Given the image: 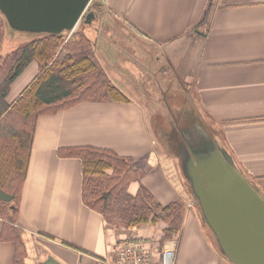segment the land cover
<instances>
[{
	"label": "crops",
	"instance_id": "0c3cea01",
	"mask_svg": "<svg viewBox=\"0 0 264 264\" xmlns=\"http://www.w3.org/2000/svg\"><path fill=\"white\" fill-rule=\"evenodd\" d=\"M100 7L127 23L142 46L134 45L131 60L124 52L131 42L111 35L124 28L95 30L100 63L128 99L83 101L39 117L18 219L26 264L50 256L65 264H107L126 242L163 248L157 238L163 217L117 228L84 203L82 160L58 153L79 145L130 156L144 171L131 193L144 185L164 204L185 201L182 232L168 241L175 264H235L205 223L182 162L189 145L213 137L264 196V0H104ZM39 70L33 61L14 81L10 103ZM150 74L155 84L147 92L141 83ZM3 226L0 217V264H15L16 243L1 239Z\"/></svg>",
	"mask_w": 264,
	"mask_h": 264
},
{
	"label": "trees",
	"instance_id": "16d2710c",
	"mask_svg": "<svg viewBox=\"0 0 264 264\" xmlns=\"http://www.w3.org/2000/svg\"><path fill=\"white\" fill-rule=\"evenodd\" d=\"M100 3L94 0L89 9L97 13ZM1 50L0 43V187L15 194L10 201L0 198V217L4 220L1 239L14 240L15 264H26L18 219L39 117L83 101L128 98L112 83L96 54L94 40L81 29L71 36H36L6 55ZM33 61L38 62L39 73L10 103L7 96L12 84ZM58 153L82 160L83 201L102 214L108 224L131 228L156 223L163 217L166 225L157 237L160 245L181 234L185 201L177 199L164 204L144 185L131 193V182L140 180L144 171L134 166L130 156L91 145L63 147Z\"/></svg>",
	"mask_w": 264,
	"mask_h": 264
},
{
	"label": "water",
	"instance_id": "95a60500",
	"mask_svg": "<svg viewBox=\"0 0 264 264\" xmlns=\"http://www.w3.org/2000/svg\"><path fill=\"white\" fill-rule=\"evenodd\" d=\"M93 1L0 0V12L14 29L34 36L69 34L84 17H96L89 10ZM193 143L198 146L189 145L190 157L182 164L205 223L233 263L264 264V196L213 137ZM14 197L0 187L1 199ZM37 264L65 263L50 256Z\"/></svg>",
	"mask_w": 264,
	"mask_h": 264
},
{
	"label": "rangeland",
	"instance_id": "374dc122",
	"mask_svg": "<svg viewBox=\"0 0 264 264\" xmlns=\"http://www.w3.org/2000/svg\"><path fill=\"white\" fill-rule=\"evenodd\" d=\"M89 10H91V9H89ZM97 10H98V12L97 13L95 12V14H96L95 18H92V20L89 22H87L85 19H82L80 21V23L78 24L76 29H81L84 32H86L90 37H92L94 39V41L96 43V39L98 36L96 34V31H95L96 28H104V30H109L110 28H124L122 33L114 34V32H112L111 35L113 37L114 36L124 37L126 39L125 43L131 42L130 45L133 44V45H131V47L129 45L126 48H124V52L126 53V55L129 54L128 56L130 57L131 60L132 59L134 60V57L135 58L137 57L136 54L134 53V51H135L134 45H135V47H137L138 50L139 49L141 50L142 46H141L139 40H137L136 38H133L134 33H131L125 29V28H128L127 23H125L122 19L115 17L114 15L105 13V10H102V9L101 10L97 9ZM0 14H2V13L0 12ZM0 16H2L1 19L3 21V23H2L3 48L1 50L2 51L1 53L3 55H6L8 52L12 51L14 48L18 47L19 45H21L27 41H29L30 39L36 37V36H34L35 34L28 33L27 31H19L17 29H14V27H12L9 24V22L7 21V19L4 15H0ZM106 33H107V31H106ZM147 50H151V48L148 47ZM140 57H142V56L140 55ZM124 58H125V60L129 59V58L125 57V55H124ZM153 79H154V77L151 76V74H150L147 78L144 79L143 83H141V85L144 86L143 88L147 92H150L152 90L151 88H153V85L155 84V83H153ZM172 80L173 79L170 78V81H171L170 84H174L173 87L176 90H178L179 87L177 86L176 81L173 82ZM166 81L167 80H165L164 82H166ZM176 90L171 89V91H176ZM139 98L144 100V101L146 99V97H144V98L139 97ZM191 98H192V96H191ZM158 106L159 105H155V107H158ZM169 240L170 239L164 240L162 246L165 247V245H167V243H170V242H168Z\"/></svg>",
	"mask_w": 264,
	"mask_h": 264
},
{
	"label": "built area",
	"instance_id": "2783aa9c",
	"mask_svg": "<svg viewBox=\"0 0 264 264\" xmlns=\"http://www.w3.org/2000/svg\"><path fill=\"white\" fill-rule=\"evenodd\" d=\"M153 249L146 248L138 241L126 242L119 247L114 260L109 258L105 261L107 264H175L176 249L172 245L167 243L156 252Z\"/></svg>",
	"mask_w": 264,
	"mask_h": 264
}]
</instances>
